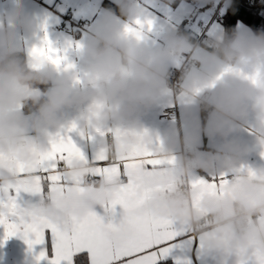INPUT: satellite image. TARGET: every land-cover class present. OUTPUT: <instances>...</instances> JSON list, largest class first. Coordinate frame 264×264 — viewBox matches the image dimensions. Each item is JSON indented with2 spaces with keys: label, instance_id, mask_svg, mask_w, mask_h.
<instances>
[{
  "label": "clouds",
  "instance_id": "1",
  "mask_svg": "<svg viewBox=\"0 0 264 264\" xmlns=\"http://www.w3.org/2000/svg\"><path fill=\"white\" fill-rule=\"evenodd\" d=\"M120 17L128 21L137 16L136 0H113ZM0 23V186L11 189L30 180V168L49 150L51 133L61 128L64 112L78 113L76 126L81 132L120 130L124 135L118 152L115 136L106 151L109 160L132 146L149 144L151 137L142 130L136 114L153 104L169 87V63L188 57L193 65L182 73L180 92L184 99H199L209 117L206 132L224 141L207 156L192 149L187 156L175 159L176 172H161L147 177L144 188L173 187L153 192L151 198L136 209L137 215L169 218L188 225L194 235L203 236L217 248L210 232L230 227L229 245L248 247V217L264 215V170L255 176H242L231 186V195L223 199L205 197L200 202L203 212L190 206L191 191L185 180L196 169L210 171L214 164L230 168L237 164L246 149L229 135L250 116L253 132L264 147V31L232 30L217 35L203 46L182 32L163 36V47L149 49L143 37L151 29L137 23L123 27L109 10L92 34L82 54L86 59L83 81L65 69L58 70L46 56L24 58L19 40V26L31 34L35 22L19 3L3 14ZM132 29V31H127ZM200 47V51L196 49ZM202 70H197V69ZM197 93L201 95L197 97ZM123 125V127L121 126ZM194 137L192 143L198 142ZM167 151L165 155H171ZM18 165L27 175L21 177ZM95 165L78 159L65 164L67 179L62 195L51 193L40 203L24 209L26 215L42 217L68 227L73 217H83L96 205H106L120 187L119 178L102 177L98 186L82 182L95 175ZM234 213L229 218L228 213ZM207 225V227H206ZM259 246L264 250V230L254 225ZM115 241V237H113Z\"/></svg>",
  "mask_w": 264,
  "mask_h": 264
},
{
  "label": "crops",
  "instance_id": "2",
  "mask_svg": "<svg viewBox=\"0 0 264 264\" xmlns=\"http://www.w3.org/2000/svg\"><path fill=\"white\" fill-rule=\"evenodd\" d=\"M56 0H0V23H3V14L11 10L14 4L19 3L26 8L29 17L35 22V29L31 34H26L17 26L20 33L19 40L23 48V55L31 60V49L41 47L44 44L45 35L51 42V46L56 49L57 55L62 57V63L58 66L59 71L68 69L77 75V80L82 82L86 75V59L82 54V48L92 34L98 29L102 18L111 10L117 22L123 27L135 24L139 20L146 26L149 20L152 21L151 31L143 37L146 47L149 49H159L163 47V36L165 33L178 31L189 35L196 43L200 34L211 39L217 35H225V29L221 22V16L229 5V0H136L137 16L135 20L128 21L120 17V11L113 0H107L115 9L104 5L106 0H59L60 3L54 7ZM67 11H71L76 20L82 22L91 21V25L85 31H78L70 25L63 23L61 16ZM235 30H251L242 21L235 23ZM203 46V43H196ZM198 47L196 51H200ZM185 57H180L174 62H170L169 71L179 66ZM72 65L67 68V65ZM197 67V66H194ZM202 70V69H197ZM182 83V81H181ZM197 97L201 94L197 93ZM199 99H184L181 92L173 99L169 88L153 104L142 108L135 116L142 130L151 137L150 147L156 150V158L169 160L180 159L190 153L192 149L198 150L205 156L215 152L224 141L219 136L210 137L206 132V124L209 114H205L200 109ZM177 110V119L166 120L160 118L164 109ZM78 113L73 109L64 112L61 128L51 133L53 138L58 136H70L73 142L81 150L86 160L93 161L102 150L107 151L111 146L114 133L108 131L111 125L102 131L101 135L96 131L81 132L77 126L75 130L68 132L67 129L76 123ZM254 116L240 125L232 132L228 139L235 140L245 149V154L240 161L230 168L221 164H214L213 169L205 171L194 170L186 178L188 188L192 195L190 206L203 212L200 209V202L205 197L223 199L231 195V186L235 185L242 176H255L258 170H264V147H261L253 132ZM123 127V125H121ZM116 137V136H115ZM194 137H199L198 142L192 143ZM50 147V143H49ZM117 151L118 149L117 146ZM169 151L171 155H165ZM118 156V155H117ZM117 158V157H116ZM87 163V162H86ZM244 169V172L238 170ZM252 169L255 175H249L247 169ZM175 173L176 168L171 164H163L156 168L141 169L135 176H112L119 178L122 183L119 188L126 186L130 180H137V190L141 194H147L149 200L153 192L169 191L172 185L166 188H144L143 181L147 177H152L161 172ZM95 172V169H94ZM226 174L228 183L222 188L214 190L217 194L206 195L202 199L201 194L206 191L204 187H193L192 181L196 179H207L219 177ZM102 179L99 175H90L82 182V187L87 184L98 186V181ZM118 188V189H119ZM12 195L16 203L22 209L35 205L45 200L48 196L47 189L43 196L31 193L20 192L18 195L13 189L0 186V200L6 201ZM146 200V201H147ZM145 201V202H146ZM105 205H96L93 209L104 219L118 222L123 218L124 210L117 205L113 212L107 213ZM229 218L234 217V213H228ZM249 223L248 247L236 248L229 245L232 229L225 227L210 232L217 243V248L210 246L204 237L194 235L193 230L186 224L175 221L174 228L178 235L172 242L174 247L172 252L159 262L169 261L172 264H243L244 261L256 253H264L259 246L255 236L254 225H259V230H264V215H255L246 219ZM193 237L196 239L193 240ZM46 245H36L31 250L25 239L21 235H15L5 239V231L0 226V264H47L46 260H37V256Z\"/></svg>",
  "mask_w": 264,
  "mask_h": 264
},
{
  "label": "snow or ice",
  "instance_id": "3",
  "mask_svg": "<svg viewBox=\"0 0 264 264\" xmlns=\"http://www.w3.org/2000/svg\"><path fill=\"white\" fill-rule=\"evenodd\" d=\"M147 26L152 28L151 20L147 22ZM31 55L46 56L57 66L61 65L63 59L57 55L46 35L43 46L33 47ZM66 67L71 68L72 65ZM76 127L73 123L67 131L71 132ZM97 131L104 135L103 131ZM114 135L118 141V149L121 150L124 146L119 140L124 133L115 130ZM73 159L89 162L70 136H58L50 142L49 150L30 168V180L11 189L17 195L23 191L43 196L46 189L48 194L62 195L67 183L63 169ZM173 162L174 158H156V150L149 144L128 147L115 160H109L106 151L102 150L91 161L95 165V175L107 178L116 175L135 176L141 169L156 168ZM238 171L245 170L242 168ZM247 172L255 175L250 168ZM18 173L21 177L28 174L24 165H18ZM137 183V180H130L126 186L117 189L110 202L105 205L107 213L113 212L117 205L123 208V218L115 223H105L101 216L90 211L83 217L70 218L67 221L68 227L65 228L45 218L26 215L24 209L16 203L15 197L9 195L6 201L0 200V226L4 228L5 239L19 234L30 250L36 245H46L39 252L37 260H46L47 264H159L173 250L172 242L178 235L174 228L175 220L137 215L136 209L148 199L147 194L138 192ZM191 183L193 187L206 189L201 194L202 199L206 195L217 194L214 190L222 189L228 180L226 174H221L219 177L196 179ZM78 191L84 192L85 189L81 187ZM243 264H264V253L254 254Z\"/></svg>",
  "mask_w": 264,
  "mask_h": 264
},
{
  "label": "trees",
  "instance_id": "4",
  "mask_svg": "<svg viewBox=\"0 0 264 264\" xmlns=\"http://www.w3.org/2000/svg\"><path fill=\"white\" fill-rule=\"evenodd\" d=\"M104 5L115 9L107 0L104 1ZM237 21L248 25L253 32L264 31V0H229V5L221 16L225 34H230L232 30H235ZM159 264L172 263L164 261Z\"/></svg>",
  "mask_w": 264,
  "mask_h": 264
},
{
  "label": "built area",
  "instance_id": "5",
  "mask_svg": "<svg viewBox=\"0 0 264 264\" xmlns=\"http://www.w3.org/2000/svg\"><path fill=\"white\" fill-rule=\"evenodd\" d=\"M224 0L221 1V3H223ZM60 1L56 0L54 7L59 4ZM62 18V22L66 23L68 25H70L72 28L78 30V31H85L86 28H88L91 25V21H86V22H82L80 20H76L73 16V13L71 11H67L65 14H63L61 16ZM209 39L207 37L204 36V34H200V36L197 38V42L196 43H203L205 44L206 41H208ZM196 65H193L192 61L188 58L185 57L181 63L179 64V66H177L176 68H173L172 70H170V76H169V90L171 92V95L173 97V99L175 100V96L176 94L179 92L180 90V85H181V77H182V73L185 69L189 68V67H194ZM200 109L205 113L208 114V111H206L202 105V103L200 104ZM160 118L166 119V120H172V119H177V110L176 108L173 109H164L162 111V113L160 114ZM189 153H186L185 155L187 156ZM186 185L187 181L185 180ZM246 225L249 228V223L248 221H245ZM207 227V225H206Z\"/></svg>",
  "mask_w": 264,
  "mask_h": 264
}]
</instances>
